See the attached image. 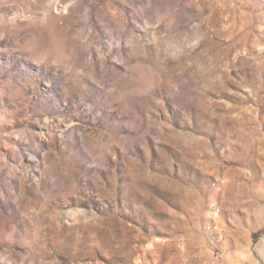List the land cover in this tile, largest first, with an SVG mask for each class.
Returning a JSON list of instances; mask_svg holds the SVG:
<instances>
[{"label":"rangeland","instance_id":"374dc122","mask_svg":"<svg viewBox=\"0 0 264 264\" xmlns=\"http://www.w3.org/2000/svg\"><path fill=\"white\" fill-rule=\"evenodd\" d=\"M0 264H264V0H0Z\"/></svg>","mask_w":264,"mask_h":264}]
</instances>
